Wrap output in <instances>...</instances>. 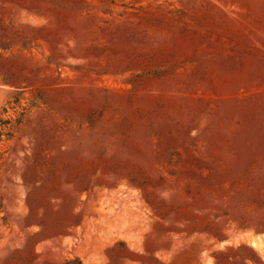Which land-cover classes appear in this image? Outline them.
<instances>
[{
	"label": "rangeland",
	"instance_id": "1",
	"mask_svg": "<svg viewBox=\"0 0 264 264\" xmlns=\"http://www.w3.org/2000/svg\"><path fill=\"white\" fill-rule=\"evenodd\" d=\"M0 264H264V0H0Z\"/></svg>",
	"mask_w": 264,
	"mask_h": 264
},
{
	"label": "bare ground",
	"instance_id": "2",
	"mask_svg": "<svg viewBox=\"0 0 264 264\" xmlns=\"http://www.w3.org/2000/svg\"><path fill=\"white\" fill-rule=\"evenodd\" d=\"M251 244H252L253 246H255V247H260V239H259V240L256 239V238L252 239V240H251Z\"/></svg>",
	"mask_w": 264,
	"mask_h": 264
},
{
	"label": "trees",
	"instance_id": "3",
	"mask_svg": "<svg viewBox=\"0 0 264 264\" xmlns=\"http://www.w3.org/2000/svg\"><path fill=\"white\" fill-rule=\"evenodd\" d=\"M240 247L241 248H247V246L245 244H242Z\"/></svg>",
	"mask_w": 264,
	"mask_h": 264
}]
</instances>
